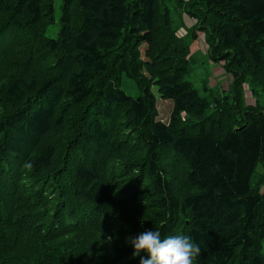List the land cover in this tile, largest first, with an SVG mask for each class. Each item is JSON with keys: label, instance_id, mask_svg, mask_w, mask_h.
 <instances>
[{"label": "trees", "instance_id": "16d2710c", "mask_svg": "<svg viewBox=\"0 0 264 264\" xmlns=\"http://www.w3.org/2000/svg\"><path fill=\"white\" fill-rule=\"evenodd\" d=\"M55 1L0 0V264H139L147 230L190 236L193 264H264V107L243 93L264 94V0ZM198 31L223 99L186 79Z\"/></svg>", "mask_w": 264, "mask_h": 264}, {"label": "rangeland", "instance_id": "374dc122", "mask_svg": "<svg viewBox=\"0 0 264 264\" xmlns=\"http://www.w3.org/2000/svg\"><path fill=\"white\" fill-rule=\"evenodd\" d=\"M55 5L56 15L59 17L61 0H56ZM169 7L171 9L174 28L177 29L180 34L186 35L188 30L193 28L195 21H193L183 9L177 7V5L171 3ZM58 32L59 24H56L49 29L48 34L56 37ZM197 33L198 38L191 43V72L186 79L192 83L195 90H197L202 97L216 96L223 99L229 94V90L232 86V78L227 74L221 62L214 61L210 57L205 33L202 31H198ZM122 89L133 98L140 96V90L136 83L127 76H124ZM243 93L245 102L248 105H255V103L259 101L264 107V94L262 92H259L258 95H254L251 87L246 84L243 87ZM157 106L159 110V120L168 123L173 109L172 101L161 99L157 94ZM262 171V166H259L258 173ZM262 192H264V187L262 188Z\"/></svg>", "mask_w": 264, "mask_h": 264}, {"label": "clouds", "instance_id": "9594fccd", "mask_svg": "<svg viewBox=\"0 0 264 264\" xmlns=\"http://www.w3.org/2000/svg\"><path fill=\"white\" fill-rule=\"evenodd\" d=\"M129 240L133 258L140 257L139 264H193L201 252L190 236L177 234L162 239L159 230H147Z\"/></svg>", "mask_w": 264, "mask_h": 264}, {"label": "water", "instance_id": "95a60500", "mask_svg": "<svg viewBox=\"0 0 264 264\" xmlns=\"http://www.w3.org/2000/svg\"><path fill=\"white\" fill-rule=\"evenodd\" d=\"M183 211H185L184 208H183Z\"/></svg>", "mask_w": 264, "mask_h": 264}]
</instances>
